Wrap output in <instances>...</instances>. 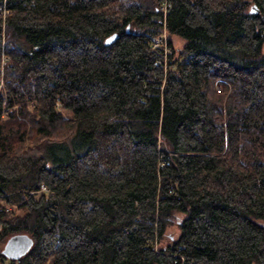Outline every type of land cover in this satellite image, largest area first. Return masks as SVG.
Listing matches in <instances>:
<instances>
[{"label": "trees", "instance_id": "obj_1", "mask_svg": "<svg viewBox=\"0 0 264 264\" xmlns=\"http://www.w3.org/2000/svg\"><path fill=\"white\" fill-rule=\"evenodd\" d=\"M0 264H264V0H0Z\"/></svg>", "mask_w": 264, "mask_h": 264}, {"label": "water", "instance_id": "obj_2", "mask_svg": "<svg viewBox=\"0 0 264 264\" xmlns=\"http://www.w3.org/2000/svg\"><path fill=\"white\" fill-rule=\"evenodd\" d=\"M251 11H257V7L254 5L250 8ZM117 36L116 32H112L107 35L104 42L108 43L112 41ZM33 242L32 237L26 232H16L7 237L3 246L2 252L5 256L9 258H18L20 255L24 254Z\"/></svg>", "mask_w": 264, "mask_h": 264}, {"label": "built area", "instance_id": "obj_3", "mask_svg": "<svg viewBox=\"0 0 264 264\" xmlns=\"http://www.w3.org/2000/svg\"><path fill=\"white\" fill-rule=\"evenodd\" d=\"M161 7H164V4H162ZM152 43L154 46L160 47L162 49L164 56H166L168 54V52L171 51V47L166 42V33H164V32L161 34L155 35L153 37ZM216 87H217V89H220L218 84H216ZM41 188H42V190H47L46 185L43 183L41 184Z\"/></svg>", "mask_w": 264, "mask_h": 264}, {"label": "rangeland", "instance_id": "obj_4", "mask_svg": "<svg viewBox=\"0 0 264 264\" xmlns=\"http://www.w3.org/2000/svg\"><path fill=\"white\" fill-rule=\"evenodd\" d=\"M173 42L177 43V44H180L182 42V39L175 35V36H173ZM65 113L69 114L68 111L67 112L65 111ZM168 231H172L174 234H176L177 233V228H176V226L173 225V226H170L168 228Z\"/></svg>", "mask_w": 264, "mask_h": 264}]
</instances>
